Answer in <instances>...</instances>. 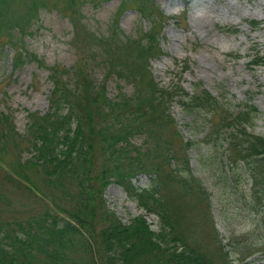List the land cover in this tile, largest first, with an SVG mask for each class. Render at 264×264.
Here are the masks:
<instances>
[{"label": "trees", "instance_id": "obj_1", "mask_svg": "<svg viewBox=\"0 0 264 264\" xmlns=\"http://www.w3.org/2000/svg\"><path fill=\"white\" fill-rule=\"evenodd\" d=\"M61 1L0 0V46L6 47L11 67L34 61L47 69L50 81L46 112L27 111L23 134L17 133L9 115L0 112V161L13 148L11 174L46 202L11 221L0 216V264H231L212 223L210 234L217 242L212 252L187 239L180 203L199 199L208 209V194L193 176L185 152L199 145L196 161L209 172L246 174L249 198L264 208V136L249 131L257 109L248 104L230 109L199 82L192 83L179 105L191 116L197 133L201 117L203 135L198 144L183 141L168 113L171 95L147 71L150 56L160 52L152 27L135 39L121 37L116 27L97 35L81 22L79 7L84 0H64L63 9L58 7ZM126 2L120 0L119 6ZM48 6L68 17L71 40L79 43L75 46L79 57L70 69L44 65L25 46L31 23ZM149 8L145 1L136 6L146 16L152 14ZM96 59L109 75L132 85L131 96L109 99L102 86L93 84L84 63ZM168 130L171 139L163 137ZM137 133L150 144L133 147L130 138ZM24 143L30 156L22 160ZM138 173L148 175L146 187L132 185ZM111 181L145 214L158 217L157 232L143 215L122 223L103 209L101 189ZM3 200L9 203L0 193V203Z\"/></svg>", "mask_w": 264, "mask_h": 264}, {"label": "rangeland", "instance_id": "obj_2", "mask_svg": "<svg viewBox=\"0 0 264 264\" xmlns=\"http://www.w3.org/2000/svg\"><path fill=\"white\" fill-rule=\"evenodd\" d=\"M143 1L150 6L151 16L136 10ZM119 4L120 0H84L79 7L81 22L97 35L116 27L121 37L132 39L144 36L152 27L160 52L150 56L147 71L158 87L171 95L168 113L183 141L189 139L198 144L203 135L201 117L196 121L197 133L190 124L191 116L179 105L183 93L191 92V84L197 82L230 109L242 104L253 105L258 114L247 130L264 136V0H127L124 7ZM59 5L63 9L64 0ZM71 11L64 9V12ZM159 14L163 17L161 21L156 19ZM71 36L68 17L57 7L48 6L39 10L24 42L44 65L70 69L75 57H79L75 47L79 43L72 41ZM256 57L261 58L258 64L252 62ZM84 64L93 84L102 86L107 98L133 93L132 85L109 75L99 59L85 60ZM47 74V69L38 67L34 61L11 67L6 47L0 46V112L9 115L18 134L25 130L27 111L43 114L47 110L50 89ZM171 133L172 130L164 131L163 137L171 139ZM130 141L133 147L150 144L139 133ZM25 147L26 143L20 145L22 160L30 156ZM201 150L199 145H193L185 154L193 176L208 194V209L199 199L189 198L186 204L180 203L187 239L212 252L217 244L210 234L214 233L212 223L219 244L229 251L231 264H264V208L249 198V179L238 170L226 175L218 170L209 172L196 161ZM14 158L15 150L10 148L0 161V193L9 201L0 203V216L8 221L46 204L12 175L8 165ZM173 165L170 163V167ZM148 182V175L144 173L136 174L131 180L139 188L146 187ZM101 200L103 209L122 223L143 215L151 230H159L158 217L145 214L114 181L101 189ZM253 207L259 212H254Z\"/></svg>", "mask_w": 264, "mask_h": 264}]
</instances>
